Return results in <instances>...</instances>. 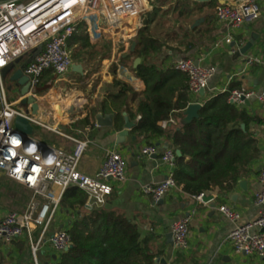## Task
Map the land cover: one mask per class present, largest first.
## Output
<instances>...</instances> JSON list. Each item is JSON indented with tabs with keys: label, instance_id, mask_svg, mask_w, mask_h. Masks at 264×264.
<instances>
[{
	"label": "crops",
	"instance_id": "crops-1",
	"mask_svg": "<svg viewBox=\"0 0 264 264\" xmlns=\"http://www.w3.org/2000/svg\"><path fill=\"white\" fill-rule=\"evenodd\" d=\"M191 1L197 3L196 0ZM224 1L211 0L214 5L200 4L199 11L182 17V22H179L181 26L187 23L193 24H191L190 32L187 31V35H182L183 37H178L177 33L180 32H175L177 40H170L168 37L170 33L166 34L165 26H160L162 20H158L151 27L158 40L166 46L154 59L160 71L173 70L174 63L185 58L200 61L202 66L215 67L217 70L215 78L209 82L208 89L203 95L189 94L187 85L186 96L189 105L201 103L204 106L207 101L224 89H246L255 93L264 91V46L263 48L258 47L260 43H257L247 57L239 59L237 57L239 50L246 45L252 35H260L264 42L262 23L264 7L259 22L249 23L242 30L234 33L232 44L227 46L219 42L230 35L231 31L215 20V8L222 5ZM151 4L152 1H149V5ZM155 6L154 4L151 12ZM89 38L92 44L99 46L107 53L104 58H99L104 64L89 71L85 68L87 64L83 59H74L75 66H82L84 75H70L71 77L64 78L62 83L59 82L51 98L57 105L58 101L62 100L60 106L58 105L61 110L60 117L49 108L47 122L49 127H59L58 129L70 137L86 138L90 142V147L79 166V172L83 176L103 182L99 177V172L109 150H119L126 159L128 163L126 180L123 183L110 182L114 190L106 198L103 207L123 213L137 226L142 239L148 240L158 254L156 264H264L261 258L237 254L234 251L228 238L235 225L219 211L222 206L234 209L241 214L243 223L251 222L258 217L260 209L256 206L255 195L261 188L260 174L264 170V106L252 98L243 106L237 107L253 120L250 127L258 141L260 156L250 166L249 173L238 181L231 192L222 193L219 188H216L205 194L206 197L211 198V201L198 203L176 188L162 200L155 202L153 198L143 194L142 190L147 186H158L167 179L169 170L162 164L160 156L168 149L175 151L173 142L167 137L153 140L140 139L133 134V131L129 132L127 137L119 138V133L124 130V114L130 122L136 125L140 121V115L136 119L130 117L131 112H136L138 101L131 99L130 113L125 112L120 118L112 112L101 110L103 100L108 93L115 91V82L119 80L130 83L136 92L145 91L144 82L135 76L131 68L123 66L120 62L126 55H133L131 45L136 39L127 47L123 44L116 46L110 40L98 41L92 40L90 36ZM75 48L77 45L71 50L74 51ZM136 59L138 58L133 59V69ZM255 59H259L261 63L250 62ZM114 66H117L116 74L112 71ZM130 73L134 76L132 81L127 76ZM85 77H87L86 80L83 79ZM53 86L56 87L55 81ZM52 88L45 95H48ZM177 98L176 95L175 102ZM184 112L173 110L169 119L160 122L159 126L163 130L171 127V129H180L185 125ZM98 113L113 114L115 116L113 128L98 127L95 119ZM60 119L65 121L63 125L60 124ZM172 119L177 121V125L166 127L165 124ZM33 138L49 148H60L71 152L74 147L71 141L51 131L43 130L41 135H34ZM120 141L121 144H118ZM147 146H155L159 155L143 157L141 152ZM175 152L177 154L179 151ZM54 191L59 194V190L54 189ZM33 197L32 190L9 180L5 174L0 172V221L10 213H23ZM36 200L41 205L42 200ZM95 208L98 207L94 206L91 210ZM188 216H191L189 248L186 251H180L175 248L174 244L168 242L167 237L172 235V226ZM77 217L76 213L62 209L60 206L45 234L42 233V228H38L32 232L31 238L25 236L12 244L0 242V264H59L61 256L53 252L48 241L56 231H69ZM38 243L40 245L35 262L32 247Z\"/></svg>",
	"mask_w": 264,
	"mask_h": 264
},
{
	"label": "built area",
	"instance_id": "built-area-1",
	"mask_svg": "<svg viewBox=\"0 0 264 264\" xmlns=\"http://www.w3.org/2000/svg\"><path fill=\"white\" fill-rule=\"evenodd\" d=\"M149 1L152 4L149 5ZM155 0H6L0 1V172L14 182L33 191L34 197L23 213H10L0 221V242L12 244L25 236L31 238L35 229L42 228L45 234L52 224L62 199L70 188H78L95 197L104 205L113 193L110 182L123 183L126 180L128 163L117 149L109 150L102 162L99 177L103 182L83 176L79 166L90 147L86 138H73L58 128L33 119L21 111L19 104L24 98L8 102L1 71L18 60H27L23 72L28 77L31 88L28 97H39L36 90L42 85L48 72L55 77V84L68 75H78L73 71L76 65L69 41L77 32L81 23L87 24V33L92 40H110L114 45L127 47L135 40L140 28L144 27L142 18L149 14ZM264 0H225L215 8V20L226 26L231 34L219 44L230 46L233 34L249 23L261 19ZM243 45V43H242ZM36 52L35 54H33ZM31 56V57H29ZM30 58V59H26ZM260 64L259 59L250 61ZM249 62V63H250ZM173 70L188 77V92L199 96L206 91L209 82L215 78V67H204L194 59H180ZM74 72V73H73ZM132 81L133 74L127 75ZM136 80V79H135ZM228 93V103L240 107L255 98L264 106V91L255 93L246 89H224L220 94ZM203 106L201 103H194ZM18 115L26 117L34 126L53 132L74 145L71 152L60 148H49L32 136L25 140L15 131L14 121ZM175 126L177 121L165 124ZM143 157H157L155 146L142 150ZM49 156L52 163H47ZM162 164L168 168L167 179L158 186L144 187L142 193L159 202L169 192L176 189L174 179L177 168V154L166 150L160 156ZM260 190L255 195L256 206L260 209L258 217L248 223L242 222L241 214L227 206L220 207V213L232 224L234 230L228 241L237 254L258 257L264 260V170L260 174ZM54 189L59 190L56 194ZM206 195L194 197L202 203ZM36 199H41L39 205ZM188 216L172 226L173 244L177 250L189 248ZM49 246L58 255H63L71 246L68 231H56L48 241ZM40 243L32 247L36 262V253Z\"/></svg>",
	"mask_w": 264,
	"mask_h": 264
},
{
	"label": "trees",
	"instance_id": "trees-1",
	"mask_svg": "<svg viewBox=\"0 0 264 264\" xmlns=\"http://www.w3.org/2000/svg\"><path fill=\"white\" fill-rule=\"evenodd\" d=\"M200 9L201 5L191 0H157L153 12L142 18L144 27L136 35L135 52L120 61L144 82L145 91L136 92L130 83L119 80L115 82V91L106 95L101 106L102 111L112 112L120 118L123 113H130L131 99L138 101L136 112L130 113L131 119L141 116L133 134L146 140L167 137L173 142L175 151L181 154L177 158L175 183L191 198L216 188L222 193L231 192L260 156L258 141L250 127L253 120L228 103V93L218 94L207 101L198 118L180 129L163 130L159 126L160 122L169 119L173 110L182 113L187 109L188 77L175 70H159L154 59L166 46L151 27L163 19L160 26L164 27L167 16L178 14L182 18ZM87 28L86 23H81L69 46L77 45L73 51L74 59H83L89 65L105 55L99 46L90 42ZM175 32L187 35L184 26ZM175 32L168 34L170 40H177ZM135 57L142 59V64L133 69ZM112 71L116 74L117 66ZM55 80L56 77L48 72L36 90L37 94H47ZM88 202V194L78 188L68 189L62 199L61 208L76 213L78 217L68 231L71 246L61 255L59 264H156L158 254L123 213L105 207L87 210Z\"/></svg>",
	"mask_w": 264,
	"mask_h": 264
},
{
	"label": "water",
	"instance_id": "water-1",
	"mask_svg": "<svg viewBox=\"0 0 264 264\" xmlns=\"http://www.w3.org/2000/svg\"><path fill=\"white\" fill-rule=\"evenodd\" d=\"M197 3L199 4H210L211 0H196ZM262 23L264 25V17L262 18ZM257 43H260L258 47L264 46V42H262V38L258 34L252 35L251 39L246 43L245 46H243L239 52L237 53V57L242 58V57H247V55L254 49ZM137 48V41H133L131 45V53L133 54ZM264 49V48H263ZM34 52L33 54H35ZM141 64V59H136L134 62V69L138 68V66ZM73 70L79 74V75H84L83 68L82 66H74ZM1 78L4 83V80L10 78V91H13L14 89L16 90L18 97H22L24 99L26 98H31L28 97L30 93V82L28 77L24 75L23 72V67L21 66V61L18 60L15 64L8 66L7 68L3 69L1 71ZM205 92L202 91L200 95H203ZM247 103V102H245ZM203 107L199 104H191L187 107V109L184 112V124H190L193 122V120L197 119L199 116V112L201 111ZM125 118V125H124V130L119 133V138H125L129 135V132L133 131L134 128L136 127V124L133 122H130L129 118L127 115L124 114ZM96 125L100 128H113L114 126V120L115 116L113 114H103V113H98L96 115ZM35 127L26 117L22 115H18L15 118L14 121V128L15 131L23 136L25 140H29L34 136L35 134ZM118 144H121V141L118 142ZM177 156L180 158L181 154L180 152H177ZM204 202L208 203L211 201V198L205 197L203 199ZM94 206H97L98 208L103 207V204L100 203L95 197H90L89 202L86 206L88 210H91ZM168 242L173 244V237L172 235L167 237ZM158 260L156 261V263Z\"/></svg>",
	"mask_w": 264,
	"mask_h": 264
},
{
	"label": "rangeland",
	"instance_id": "rangeland-1",
	"mask_svg": "<svg viewBox=\"0 0 264 264\" xmlns=\"http://www.w3.org/2000/svg\"><path fill=\"white\" fill-rule=\"evenodd\" d=\"M0 1H6V0H0ZM155 5H156V0H155ZM166 9H167V7H166ZM162 21H164V19L162 20ZM182 22V18H181V16L180 15H178V14H175V15H171V16H167L166 17V19H165V22H163L164 23V31H165V33L166 34H168V33H172V32H175L176 30H177V28H178V26H181L180 24H179V22ZM256 22H259V20L258 21H256ZM255 22V23H256ZM191 24H193V23H187V24H185V25H183V26H186V32L188 31V33L190 32V28H191ZM177 35H178V37H183L182 35H184V34H180V33H177ZM104 55L105 56H107V53L106 52H104ZM29 57H31V56H29ZM103 58V57H102ZM26 59H30V58H26ZM26 63H27V60H24V61H22L21 62V65H26ZM104 64V62H101L100 60H98V61H94L93 63H90L88 66L87 65H85V68L87 69L88 68V70L89 71H92V70H95V69H97V68H99L100 66H102ZM109 74L111 75V72L109 71ZM112 76V75H111ZM69 77H71L70 75H68V76H65V79H67V78H69ZM86 78L87 77H85V78H83V79H85L86 80ZM84 80V81H85ZM78 81V80H77ZM62 83V82H61ZM10 85H11V83H10V78H8V79H6V80H4V86H5V91H6V96H7V100H8V102H14V101H16L19 97H18V94H17V92H16V90L14 89L13 91H10L9 90V88H10ZM53 88H55L54 86H53ZM53 88H52V90H53ZM51 90V91H52ZM44 96H46V95H44ZM59 98V97H58ZM63 99V98H62ZM59 100V99H58ZM61 99L58 101V105L60 106V104H61ZM42 110H44V108L42 109ZM22 111V110H21ZM37 120H39V121H42V122H45V117L42 115V114H40L37 118H36ZM42 132H43V129L42 128H40V127H38V126H36L35 127V134L34 135H41L42 134ZM36 137V136H35Z\"/></svg>",
	"mask_w": 264,
	"mask_h": 264
},
{
	"label": "bare ground",
	"instance_id": "bare-ground-1",
	"mask_svg": "<svg viewBox=\"0 0 264 264\" xmlns=\"http://www.w3.org/2000/svg\"><path fill=\"white\" fill-rule=\"evenodd\" d=\"M65 77H63L62 79L59 80V82H62V80ZM58 82V84H59ZM56 85L55 88H53V90L46 96H39V97H31V98H26L24 99L18 106L19 108L23 111L28 113V115H31L33 119H36L40 114H42L45 118L46 122H43L45 124L49 123L47 122V120H49V108L53 109L54 112L60 117V113L61 110L58 107L57 103L55 101H53V99L51 98V94L57 89ZM44 108V110H42ZM60 124L63 125V123L65 122L64 120L60 119ZM54 127V126H52ZM54 128H59V127H54Z\"/></svg>",
	"mask_w": 264,
	"mask_h": 264
},
{
	"label": "clouds",
	"instance_id": "clouds-1",
	"mask_svg": "<svg viewBox=\"0 0 264 264\" xmlns=\"http://www.w3.org/2000/svg\"><path fill=\"white\" fill-rule=\"evenodd\" d=\"M52 161H53V158L51 156H49V158L46 162L50 164V163H52Z\"/></svg>",
	"mask_w": 264,
	"mask_h": 264
},
{
	"label": "flooded vegetation",
	"instance_id": "flooded-vegetation-1",
	"mask_svg": "<svg viewBox=\"0 0 264 264\" xmlns=\"http://www.w3.org/2000/svg\"><path fill=\"white\" fill-rule=\"evenodd\" d=\"M17 90V89H16Z\"/></svg>",
	"mask_w": 264,
	"mask_h": 264
}]
</instances>
